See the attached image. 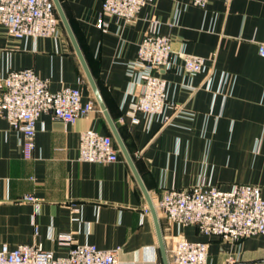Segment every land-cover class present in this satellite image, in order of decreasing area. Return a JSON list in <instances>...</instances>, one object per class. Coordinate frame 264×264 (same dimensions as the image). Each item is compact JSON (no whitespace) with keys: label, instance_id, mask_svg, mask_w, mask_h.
Returning <instances> with one entry per match:
<instances>
[{"label":"crops","instance_id":"obj_1","mask_svg":"<svg viewBox=\"0 0 264 264\" xmlns=\"http://www.w3.org/2000/svg\"><path fill=\"white\" fill-rule=\"evenodd\" d=\"M59 1L145 190L61 20L60 35L47 39H17L0 24V78L32 69L52 92L78 88L85 103L96 104L75 124L43 114L31 157L23 133L0 113V248L40 245L67 257L76 245L90 244L120 248L119 264H165L161 237L168 262L173 242L184 238L208 243V264H264V236L236 243L204 236L193 226L171 223L156 208L155 216L150 205L168 189L190 190L200 181L224 192L259 186L264 198V0H209L205 8L192 0H156L134 23L108 18L107 32L98 27L104 0ZM152 20L160 21L175 52L204 58L214 73L211 82L207 73H158L168 82L169 99L187 113L170 125L140 111L134 114L138 123L132 121L127 65ZM87 130L112 136L119 160L81 162L80 135ZM27 195L36 202L23 201Z\"/></svg>","mask_w":264,"mask_h":264},{"label":"built area","instance_id":"obj_2","mask_svg":"<svg viewBox=\"0 0 264 264\" xmlns=\"http://www.w3.org/2000/svg\"><path fill=\"white\" fill-rule=\"evenodd\" d=\"M156 0H104L98 27L107 32L108 18L131 24L139 13ZM229 1V0H228ZM209 0H192L194 6L205 8ZM0 24L17 39H47L60 35V19L53 0H0ZM264 58V44L259 45ZM181 65L178 66V62ZM177 70L191 78L207 73V81L214 78L204 58L175 52L172 40L161 33V23L152 20L137 57L127 65L132 80V121L138 123L135 113L140 111L157 118L163 125L187 113L168 96V82L158 75ZM228 76L221 83H226ZM3 96L0 113L24 136V152L31 157L35 149L37 123L43 114H51L65 124H75L96 109L93 101L85 103L78 88L66 87L52 92L49 83L39 78L34 70L10 72L0 78ZM172 112V113H171ZM79 160L90 163H114L119 150L113 137L87 130L80 135ZM25 202H36L33 196H24ZM164 216L178 227L193 226L198 233L219 237L227 242H239L253 236H264V198L255 185H235L224 192L200 181L190 190L168 189L155 204ZM149 208L145 209L149 213ZM120 248L99 249L90 244H78L67 257H57L53 251L40 245H22L15 249L0 248V264H119ZM169 264H208V243L190 242L177 238L170 250ZM160 264V263H158Z\"/></svg>","mask_w":264,"mask_h":264},{"label":"water","instance_id":"obj_3","mask_svg":"<svg viewBox=\"0 0 264 264\" xmlns=\"http://www.w3.org/2000/svg\"><path fill=\"white\" fill-rule=\"evenodd\" d=\"M53 1L55 3L56 10L58 12L59 18H60L62 24L64 25L67 33L69 34V36H70L73 44H74V47H75L76 52H77V54L79 56V59L81 61V64H82V66L84 68V71L86 73V76H87V78L89 80V83H90V85L92 87V90H93V92H94V94L96 96V99L98 101V104H99L100 108L102 109V111L104 112V115H105V117H106V119H107V121H108V123H109V125H110V127L112 129V131H113V134H114V136L116 138V141H117V143H118L121 151L123 152L125 158L127 159V161L129 162V164L131 165V167H132V169H133V171H134L137 179L139 180L142 188L145 190L144 185H143V183H142V181H141V179H140V177H139V175H138V173L136 171V168L134 166V163L132 161V158L129 155L127 149H126V147L124 145V142L122 141V139H121V137H120V135L118 133V130H117V128H116V126H115V124H114V122L112 120V118L110 117L109 112L107 111V108H106V106L104 104V101H103L102 96H101V94L99 92V89L97 87V84H96V82H95V80H94V78H93V76H92V74L90 72V69H89V67H88V65H87V63L85 61V58H84V56H83V54H82V52L80 50V47H79V45H78V43L76 41V38H75L74 33L72 31V28H71V26H70V24L68 22V19H67L66 15H65V13L63 11V8H62L61 4H60V1L59 0H53ZM150 205H151V209L153 210V212H154V214L156 216L155 206L152 203ZM160 241H161V247H162V252H163L165 264H169L168 259H167V256H166V251H165V248H164V243H163L162 237H161V240Z\"/></svg>","mask_w":264,"mask_h":264}]
</instances>
